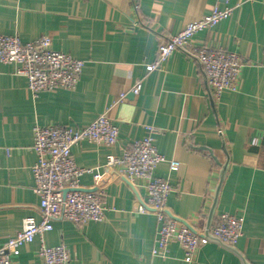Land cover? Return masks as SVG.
Wrapping results in <instances>:
<instances>
[{
	"label": "crops",
	"instance_id": "0c3cea01",
	"mask_svg": "<svg viewBox=\"0 0 264 264\" xmlns=\"http://www.w3.org/2000/svg\"><path fill=\"white\" fill-rule=\"evenodd\" d=\"M216 4L239 6L193 42L237 52L244 61L237 90L224 92L218 102L192 55L176 50L151 68L161 43ZM0 33L23 43L48 36L53 49L85 62L75 89L36 97L15 65L0 62V246L26 216L42 218L34 128L81 127L102 114L119 126L114 147L83 141L72 148L77 164L87 169L82 188L105 190L104 220L78 228L54 219L52 230L12 252L14 264H41L36 252L43 242L65 244L69 264H244L237 253L207 239L193 262L177 242L168 254H153L158 223L154 212H141L143 184H129L106 164L108 154L149 136L166 158L155 174L173 186L168 211L201 228L228 163L214 215L240 217L243 234L234 248L249 264H264V0H0ZM137 82L142 89L135 95ZM172 160L180 162L177 170L170 168Z\"/></svg>",
	"mask_w": 264,
	"mask_h": 264
},
{
	"label": "built area",
	"instance_id": "2783aa9c",
	"mask_svg": "<svg viewBox=\"0 0 264 264\" xmlns=\"http://www.w3.org/2000/svg\"><path fill=\"white\" fill-rule=\"evenodd\" d=\"M229 3L230 0H220ZM260 1V0H247ZM237 5L220 7L216 4L204 17L188 23L181 31L171 35L158 47V60L151 68H158L174 51L182 50L196 58L204 71L211 98L218 102L226 91H235L244 67L237 52L224 48L200 45L193 42L197 34L213 28L221 20L229 18ZM135 10L139 11L136 4ZM48 36L23 43L17 35L0 33V62L16 66L15 72L28 79V89L36 97L42 91L55 88H76L85 62L67 52L53 49ZM137 82L132 92H141ZM125 93L120 98L124 99ZM222 134V130H219ZM119 126L107 115L102 114L91 123L72 127L66 125L36 126L34 149L38 160L33 167L35 190L40 195L41 220L33 216L23 219L22 228L0 246V264H14L12 252L19 246L32 242L37 236L53 229V220H69L83 228L92 221L105 218L107 204L102 188L85 190L80 184L81 176L87 171L75 161L72 148L83 141L107 146H116ZM165 157L157 150L154 138L149 136L132 142L120 154L107 155L106 164L114 167L131 185L141 182L146 196L141 212L150 210L157 217V237L154 255L168 254L173 242L180 244L185 260L193 262L201 242L205 239L204 228L173 216L167 208V200L173 190L169 180L156 176L159 163ZM180 162L170 161V168L177 170ZM244 222L235 214L221 213L210 227V233L221 242L235 246L243 234ZM41 264H69L71 252L65 244L48 246L44 242L36 252Z\"/></svg>",
	"mask_w": 264,
	"mask_h": 264
},
{
	"label": "water",
	"instance_id": "95a60500",
	"mask_svg": "<svg viewBox=\"0 0 264 264\" xmlns=\"http://www.w3.org/2000/svg\"><path fill=\"white\" fill-rule=\"evenodd\" d=\"M227 167H228V163L224 164L222 166V169L220 172V180H219V184H218L217 189H216V193H215V197H214V204H213L212 209L210 210L209 214L207 215V222H206V226L204 228V237H205V239H207L209 241L221 243L223 246H225V247L231 249L232 251H234L235 253H237L240 256V258L243 260L244 264H249L233 246H230V245H227V244L221 242L218 238H216L215 236H213L210 233V227H211V224H212L213 219L215 217L214 213H215V208H216V204H217V200H218V195H219L223 180L225 178Z\"/></svg>",
	"mask_w": 264,
	"mask_h": 264
}]
</instances>
